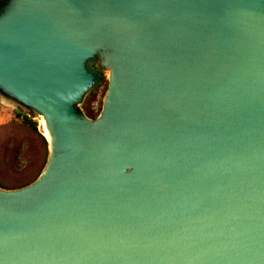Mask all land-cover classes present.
I'll list each match as a JSON object with an SVG mask.
<instances>
[{"label":"water","instance_id":"obj_1","mask_svg":"<svg viewBox=\"0 0 264 264\" xmlns=\"http://www.w3.org/2000/svg\"><path fill=\"white\" fill-rule=\"evenodd\" d=\"M3 6L0 99L51 141L0 188V264H264V0Z\"/></svg>","mask_w":264,"mask_h":264},{"label":"rangeland","instance_id":"obj_2","mask_svg":"<svg viewBox=\"0 0 264 264\" xmlns=\"http://www.w3.org/2000/svg\"><path fill=\"white\" fill-rule=\"evenodd\" d=\"M108 75L107 72L104 85L87 95L79 105V109L88 118L89 113L93 115V120L97 119L103 110ZM0 98L3 99L2 96ZM1 99L0 188L15 190L30 185L39 178L47 161L42 137L44 132L49 141L51 137L43 118L17 104ZM26 117L31 120V125L25 121Z\"/></svg>","mask_w":264,"mask_h":264},{"label":"trees","instance_id":"obj_3","mask_svg":"<svg viewBox=\"0 0 264 264\" xmlns=\"http://www.w3.org/2000/svg\"><path fill=\"white\" fill-rule=\"evenodd\" d=\"M92 66H94V64H91ZM106 81V79L104 78L103 80H101L99 83H98V85L94 88V89H92L89 93H88V95H90V94H92V93H94L95 91H97L100 87H102L103 85H104V82ZM89 118H94L93 117V115L91 114V113H89ZM25 121L29 124V125H31V120H29V118H25ZM34 129H35V127H33ZM42 137V136H41ZM42 140H43V144H44V150H45V156H46V158L48 159V155H49V151H48V143H47V141H46V139L44 138V137H42ZM46 163H47V161H46ZM32 184V183H31ZM28 186V185H27ZM26 187V186H25Z\"/></svg>","mask_w":264,"mask_h":264},{"label":"flooded vegetation","instance_id":"obj_4","mask_svg":"<svg viewBox=\"0 0 264 264\" xmlns=\"http://www.w3.org/2000/svg\"><path fill=\"white\" fill-rule=\"evenodd\" d=\"M5 4V0H0V12L2 8L4 7L3 5Z\"/></svg>","mask_w":264,"mask_h":264}]
</instances>
